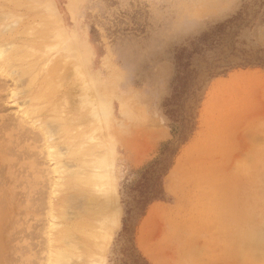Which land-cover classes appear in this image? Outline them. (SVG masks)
Instances as JSON below:
<instances>
[{"label":"rangeland","instance_id":"374dc122","mask_svg":"<svg viewBox=\"0 0 264 264\" xmlns=\"http://www.w3.org/2000/svg\"><path fill=\"white\" fill-rule=\"evenodd\" d=\"M230 21L231 29L218 31ZM204 35L211 45L200 46L201 67L228 58L264 65V0H0V45L5 44L0 47L10 63L3 66L0 59V146L20 121L30 133L25 153L37 167L20 173L33 187L23 180L13 189L19 204L33 203L27 226L24 216L18 222L29 232L27 264H155L147 252L161 264H264V184L233 187L234 172L225 163L220 186L205 190L204 212H192L186 203L183 149L174 164H180L175 182L168 177L174 166L164 179L165 201L153 203L137 229L139 253L125 231V221L130 227L133 220L126 216L122 186L138 181L142 169L173 139L174 125L163 104L173 92L180 52L191 50ZM207 80L203 69L198 85ZM202 96L201 91L188 102L189 113ZM24 110L32 111L25 124ZM41 126L53 129L48 141L39 134ZM47 146L59 154L58 163L47 157ZM72 151L78 160H71ZM237 187L245 193L241 204ZM108 190L120 210V224L105 246L87 251L78 239L94 236L102 221L88 227L80 217L90 197L102 198ZM246 191L250 205L244 204Z\"/></svg>","mask_w":264,"mask_h":264},{"label":"crops","instance_id":"0c3cea01","mask_svg":"<svg viewBox=\"0 0 264 264\" xmlns=\"http://www.w3.org/2000/svg\"><path fill=\"white\" fill-rule=\"evenodd\" d=\"M167 135L169 139V131ZM182 149L186 203L192 212H204L205 190L220 186L219 172L225 163L234 172L233 187L253 189L263 185L264 178L256 177L264 175V70L238 69L212 80L198 110L196 131ZM175 167L168 176L172 184ZM249 198L245 204L253 202L250 193ZM237 203L241 204L242 199Z\"/></svg>","mask_w":264,"mask_h":264},{"label":"bare ground","instance_id":"6f19581e","mask_svg":"<svg viewBox=\"0 0 264 264\" xmlns=\"http://www.w3.org/2000/svg\"><path fill=\"white\" fill-rule=\"evenodd\" d=\"M19 22V21H18ZM14 23V22H13ZM34 24V23H33ZM14 26V25H13ZM38 27V26H37ZM6 29V28H5ZM11 29V28H10ZM43 29V28H42ZM7 30V29H6ZM5 30V31H6ZM2 32H3V30H2ZM11 41H13V40H11ZM2 44V43H1ZM8 44H10V43H7V46H8ZM5 45V44H4ZM4 45H2V46H4ZM44 45V44H43ZM1 46V45H0ZM1 46V47H2ZM10 46V45H9ZM1 47H0V59L1 60H4V63L2 64L3 66H6V67H9L10 65V63L3 57V50L1 49ZM12 47V46H11ZM20 49V48H19ZM11 50H13V49H11ZM18 50V49H17ZM28 54V53H27ZM25 56V55H24ZM9 63V64H8ZM67 66V65H66ZM72 66V65H71ZM16 68H17V66H16ZM62 69V68H61ZM70 70V69H69ZM14 72V71H13ZM68 73V72H67ZM3 74V73H2ZM1 74V75H2ZM66 74V73H65ZM0 75V76H1ZM9 75V74H8ZM7 75V76H8ZM17 75V74H16ZM20 75V74H19ZM56 76H57V73H56ZM55 76V77H56ZM6 77V76H5ZM57 77H59V76H57ZM56 77V78H57ZM62 77V76H61ZM60 77V78H61ZM66 78V77H65ZM35 79H37V78H35ZM34 79V80H35ZM58 79V78H57ZM61 80H63L62 78H61ZM1 82H3V81H1ZM4 82H6V81H4ZM4 84V83H3ZM71 84V83H70ZM1 85V84H0ZM13 85V84H12ZM22 85V84H21ZM3 86V85H2ZM1 86V87H2ZM18 86V85H17ZM54 86V85H53ZM73 86V85H72ZM0 87V88H1ZM58 87V86H57ZM64 87V86H63ZM26 89V88H25ZM27 90V89H26ZM52 90V89H51ZM60 90V89H59ZM2 91V90H1ZM5 91V90H4ZM23 91V90H22ZM52 92V91H51ZM50 92V93H51ZM53 92H55V91H53ZM62 92V91H61ZM76 93V92H75ZM85 94V93H84ZM64 94H62V99L64 98V96H63ZM92 95V94H91ZM2 96V95H1ZM93 97V96H92ZM54 98H56L55 96H54ZM53 98V99H54ZM60 98H61V96H60ZM2 100V99H1ZM65 100V99H64ZM77 101V100H76ZM64 103V102H63ZM78 103V102H77ZM50 105V104H49ZM64 105H66V104H64ZM1 106V105H0ZM66 107V106H65ZM1 108V107H0ZM37 110H38V108H37ZM62 110V109H61ZM25 111V110H24ZM23 111V113H22V122L25 124V122L26 121H28V119H29V117L31 116L30 115V113L32 112H30L29 113V111H25L24 112ZM72 111V110H71ZM89 112V111H88ZM34 113V112H33ZM32 113V114H33ZM20 114V113H19ZM63 115V114H62ZM11 119V118H10ZM53 120V119H52ZM6 121V120H5ZM9 121V120H8ZM53 122V121H52ZM13 123V122H12ZM27 123V122H26ZM32 123H33V121H32ZM46 123V122H45ZM44 123V124H45ZM47 123H49V122H47ZM47 123H46V125H47ZM54 123V122H53ZM52 123V124H53ZM79 123V122H78ZM7 124V123H6ZM17 124V125H16ZM51 124V125H52ZM56 126H58V127H60V124H59V122L57 123L56 122ZM27 125H29V124H27ZM31 125V124H30ZM34 125V124H33ZM54 125V124H53ZM69 125H70V123H69ZM48 126H49V124H48ZM47 126V127H48ZM5 127V126H4ZM10 127H11V125H10ZM24 127H25V125L23 126V124H21V122L19 121L18 123L16 122L15 124H13V127H11L10 129H11V134H9V135H7V138H6V140H7V142H5V144L3 143V145H1L0 146V264H27L26 262H28L29 261V259H28V257H27V255H28V253H27V249L29 248V245H28V243L26 244V242L28 241L27 240V234L26 233H29V232H27L28 231V229H27V231H23L22 229H20V225H18V222H19V219L20 218H22L23 216L25 217V216H29L30 215V213H29V210H30V207H31V205H33V203L30 205V207H29V205H28V199H29V195L30 194H28V193H26V199L28 200H26L27 201V204H24V205H22L24 202H22V203H20L19 204V200H17V195L18 194H16L15 192H14V190H15V188L14 187H18L17 186V184H21V182L23 181V180H25V182H24V185H26V184H28V185H31V187H33V185L30 183L31 181H30V179H29V176L27 177V173L26 172H24V171H28V169H30L31 168V170L35 167V165H33V163L31 164V159L29 158V155L27 154V153H25L26 151H27V149L29 148V145L30 144H28V141L30 140V133H28V130H26L27 129V127L25 128V130L27 131H25L24 130ZM29 127V126H28ZM31 127V126H30ZM29 127V128H30ZM53 127V126H52ZM54 127H55V125H54ZM73 127V126H72ZM9 128V127H8ZM61 128H63L64 129V127H61ZM73 128H75V127H73ZM7 129V128H6ZM38 129V128H37ZM89 129V128H88ZM4 130V129H3ZM53 130V129H52ZM51 129H50V131L49 132H51L52 131ZM57 130H60V129H57ZM74 131V130H73ZM34 132V131H33ZM36 132V131H35ZM47 130H45V128L43 127V126H41V127H39V134L42 136V138L44 137L45 138V141L48 139L47 138V135L48 134H50ZM55 132V131H54ZM60 132V131H59ZM156 132V131H155ZM3 133H5L4 131H3ZM28 133V134H27ZM38 133V132H37ZM1 134V133H0ZM52 134H54L53 132H52ZM58 134V133H57ZM38 135V134H37ZM156 136H157V134H155ZM2 136V135H1ZM50 136V135H49ZM52 136V135H51ZM40 137V136H39ZM64 137V136H63ZM34 138V137H33ZM157 138H158V136H157ZM92 139V138H91ZM154 139V138H153ZM5 140V139H4ZM3 140V141H4ZM31 140H32V138H31ZM38 140V139H37ZM54 140V139H53ZM2 141V140H1ZM36 141V140H35ZM34 141V142H35ZM41 142H42V139L40 140ZM44 141V142H45ZM48 141V140H47ZM57 141V140H56ZM37 142V141H36ZM35 142V143H36ZM38 142H39V140H38ZM50 142V141H49ZM1 143V144H2ZM32 143H33V141H32ZM42 144V143H41ZM89 144V143H88ZM12 145V146H11ZM50 145V144H49ZM91 145H92V143H91ZM9 146H11V147H14V149L15 150H13V149H8L9 148ZM33 146V145H32ZM35 146V145H34ZM53 146V145H52ZM51 146V147H52ZM51 147H48L47 146V148H48V150H46V152H47V157H50V158H52L54 161L56 160L57 161V163L59 162L58 161V159H59V154H57V152L56 151H52V150H50L51 149ZM55 146H53L52 148H54ZM68 147V146H67ZM56 148V147H55ZM60 148V147H59ZM58 149V148H57ZM13 150V151H12ZM76 150V149H75ZM9 151H10V153H9ZM12 152V153H11ZM28 152H31V151H29L28 150ZM73 152V151H72ZM44 153H45V151H44ZM59 153V152H58ZM30 154V153H29ZM42 154V153H41ZM40 154V155H41ZM71 154V153H70ZM25 155H28V157L27 156H25ZM32 155V154H31ZM42 155H44V154H42ZM20 156H23V158H21ZM39 156V155H38ZM16 157H18V158H16ZM20 157V158H19ZM262 157V156H261ZM70 158H71V160H78V155H77V152L75 153V151L73 152V154H71V156H70ZM35 159V158H34ZM61 159V158H60ZM59 159V160H60ZM259 159V158H258ZM261 159V158H260ZM262 159H264L263 157H262ZM20 160L22 161V163L20 162ZM28 161L30 162L29 163V165H28ZM261 161V160H260ZM26 162H27V164H26ZM34 162L36 163V159L34 160ZM40 162V161H39ZM259 164V163H258ZM31 166H34L33 168L31 167ZM37 166V165H36ZM101 166H102V164H101ZM56 167V166H55ZM54 167V168H55ZM179 167H180V164L179 165H176V167H175V169H174V173H177L178 172V170H179ZM35 168H37V167H35ZM34 168V169H35ZM61 168V167H60ZM63 169V168H62ZM41 170V169H40ZM23 171V172H22ZM37 171V170H36ZM23 173V174H27L26 176H22L20 173ZM52 172V171H51ZM54 172H59V169H55L54 170ZM61 172V171H60ZM35 173V172H34ZM38 173H40V172H38ZM44 173V172H43ZM264 173V172H263ZM5 174H7L8 175V177H6V176H4ZM41 174V173H40ZM252 174V173H251ZM251 174L249 175L250 177H251ZM255 173L253 172V175H254ZM257 174V173H256ZM98 175V174H97ZM252 175V176H253ZM103 176V175H102ZM261 176L263 177L264 175H262L261 174ZM41 177L43 178V176H42V174H41ZM45 177V176H44ZM249 177V178H250ZM256 177V176H255ZM255 177H253V178H255ZM258 177H260V173H259V175H257V178ZM93 178H95V177H93ZM47 179V178H46ZM92 179V178H91ZM90 179V180H91ZM259 179V178H258ZM6 180H7V182H6ZM255 180V179H254ZM32 181H34V183L33 184H35L36 185V183L38 182L37 181V176L36 177H33L32 178ZM40 181V180H39ZM92 181V180H91ZM100 181H101V179H100ZM256 181V180H255ZM22 182V183H23ZM46 182V181H45ZM87 182V181H86ZM26 183V184H25ZM39 183H41V182H39ZM258 183V182H257ZM7 184L10 186H7ZM38 184V183H37ZM238 188V187H237ZM236 188V189H237ZM14 189V190H13ZM33 189H35V187L33 188ZM32 189V190H33ZM232 189H234V188H232ZM231 189V190H232ZM236 189H235V191H236ZM240 191H239V195H237V197L238 196H240V195H242L243 196V194H245V193H243L242 191H241V189L240 188H238ZM27 191H29V190H27ZM35 191H36V189H35ZM35 191H34V195L36 194L35 193ZM233 192H234V190H232ZM248 191V190H247ZM246 191V192H247ZM111 191L110 190H108V194L107 195H104L102 198L100 197V198H94V197H90L88 200H89V202H87V203H91L90 205H89V208H87L88 206V204L86 205L87 207H85V210L84 211H86V212H84L83 210V212L86 214L85 216H83V217H80V219H82L83 221H85V222H87V224H88V227H90V226H92L93 227V223H94V221H102V226H100V227H97V232H96V234L94 235V236H90V237H85V238H82L81 236H80V238L78 239V241H79V243L77 242V245H81V246H83L82 248H84L85 250H87V251H89L92 247H96V248H98V249H101L102 247H103V245L105 246L106 245V243L107 242H109L111 239H112V233H113V231H114V229L115 228H117L118 226H119V224H120V210L117 208V207H115V202H114V198L113 197H111V193H110ZM30 193V192H29ZM57 193V192H56ZM56 193H52V194H56ZM248 194H249V192H247ZM246 193V194H247ZM32 194V195H33ZM248 194H247V196H248ZM20 195V194H19ZM31 195V196H32ZM40 196V195H39ZM242 196H240V198H242ZM245 196V195H244ZM19 197V196H18ZM249 197V196H248ZM248 197H244V199H246L247 198V200L248 199H250V198H248ZM250 197H251V193H250ZM252 198V197H251ZM20 199V198H19ZM22 199V198H21ZM23 200V199H22ZM25 200V199H24ZM251 200V199H250ZM31 201V200H30ZM32 201H34L33 199H32ZM40 201V200H39ZM43 201V200H42ZM242 201H243V199H242ZM41 202V201H40ZM248 202V201H247ZM250 202V201H249ZM252 202V201H251ZM250 202V203H251ZM264 202V201H263ZM60 203H62V202H60ZM245 204V203H244ZM259 204H261V203H259ZM264 204V203H263ZM247 205V204H246ZM24 206V207H23ZM34 206H35V204H34ZM34 206H33V208H34ZM264 206V205H263ZM92 207V208H91ZM246 207H249V206H246ZM259 207V206H258ZM253 208H255V207H252V209ZM251 209V208H250ZM251 209V210H252ZM258 209V208H257ZM259 209H262L263 210V208L261 207V208H259ZM32 210H34V209H32ZM255 210V209H254ZM52 211V210H51ZM250 211V210H249ZM257 211V210H256ZM66 213V212H65ZM83 213V214H84ZM245 213H246V210H245ZM264 213V212H263ZM261 214V213H260ZM69 215V214H68ZM154 214H153V212H151L150 214H149V220L152 218V216H153ZM51 216H53V215H51ZM75 216V215H74ZM73 216V217H74ZM249 216V215H248ZM262 216V215H261ZM20 217V218H19ZM78 217V216H77ZM24 219V222L23 223H25V220H26V217L25 218H23ZM67 219H69V218H67ZM247 219V218H246ZM262 219V218H261ZM22 220V219H21ZM20 220V221H21ZM149 220L148 221H146L145 222V225H147V226H149L150 225V223H149ZM28 221V220H27ZM26 221V222H27ZM22 222V221H21ZM263 222H264V220H263ZM20 223V222H19ZM22 223V224H23ZM52 225V224H51ZM24 226V225H23ZM27 225H26V223H25V227H26ZM248 226H249V224H248ZM261 226H263V224L261 225ZM51 227V226H50ZM95 227V226H94ZM146 227V226H145ZM255 227V226H254ZM79 228V227H78ZM250 228V227H249ZM253 228V227H252ZM255 228H257V226L255 227ZM262 228V227H261ZM25 229V228H24ZM144 231H145V229H144ZM262 231V230H261ZM86 232V231H85ZM94 232V231H93ZM74 235H76V234H74ZM73 235V236H74ZM262 235V234H261ZM260 235V236H261ZM264 235V234H263ZM29 236H30V234H29ZM71 236V235H70ZM70 236H68V237H70ZM67 237V238H68ZM77 237V236H76ZM71 238H72V236H71ZM70 238V239H71ZM245 238H247L246 236H245ZM69 239V238H68ZM65 240H66V238L65 239H62V241L60 240V242L58 243V244H60V246L61 245H65ZM64 241V242H63ZM68 241V240H67ZM67 241H66V244H67ZM71 241V240H70ZM72 241H74V242H76L77 240H75V236L72 238ZM245 244V243H244ZM79 245V246H80ZM57 247V246H56ZM78 247V246H77ZM74 248V247H73ZM73 248H72V250H73ZM80 248V247H79ZM67 249H68V247H67ZM71 252V251H70ZM29 253H30V251H29ZM86 254V253H85ZM147 254V256L151 259V261L153 262V263H155V264H161V263H159V261L157 260V258L155 257V255H153V254H151V253H149V252H147L146 253ZM62 254L60 253V256H61ZM93 256V255H92ZM69 257H71V256H69ZM61 258H62V256H61ZM66 258V257H65ZM51 259V258H50ZM56 259V258H55ZM54 259V260H55ZM69 260V259H68ZM73 260V259H72ZM71 260V261H72ZM59 261H60V259H59ZM32 262H33V260H32ZM56 262V261H55ZM79 262V261H78ZM58 263V262H57ZM59 264V263H58ZM63 264V263H62Z\"/></svg>","mask_w":264,"mask_h":264},{"label":"trees","instance_id":"16d2710c","mask_svg":"<svg viewBox=\"0 0 264 264\" xmlns=\"http://www.w3.org/2000/svg\"><path fill=\"white\" fill-rule=\"evenodd\" d=\"M233 22L224 23L219 25L217 29L222 32L226 29H231ZM209 35H204L198 39V42L193 45L191 50H183L177 61V76L175 78V85L170 98L166 99L163 108L165 115L173 123L172 129L173 139L164 143L161 147L160 155L157 159L149 162L140 173V178L131 185H123V194L127 199H123L125 206L126 216H132V224L127 226L125 221V231L128 228L130 239L134 251L138 252L136 246L137 229L147 214L149 207L158 201H165V192L163 182L165 177L169 174L175 164V160L180 154L181 149L194 135L197 128V117L199 107L194 113H189L187 104L196 94L201 92L204 94L210 82L219 77H225L229 73L238 69L248 68H262L263 64H255L252 61L245 60L237 63L227 60L218 61L219 64L205 62L206 67H201L200 62L203 58L202 47H207L209 44ZM221 62V63H220ZM242 62V63H241ZM203 69L207 73V82L198 85V78ZM204 87V88H203ZM203 89V90H202ZM203 98L199 100L201 104ZM190 109V108H189ZM134 218V219H133ZM140 256V255H139Z\"/></svg>","mask_w":264,"mask_h":264}]
</instances>
